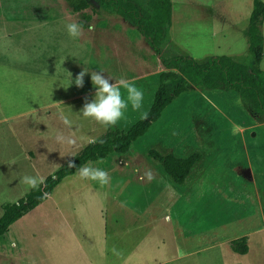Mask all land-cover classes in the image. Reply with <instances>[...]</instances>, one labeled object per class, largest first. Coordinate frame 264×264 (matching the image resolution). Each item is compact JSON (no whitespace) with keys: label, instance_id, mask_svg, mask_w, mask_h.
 Listing matches in <instances>:
<instances>
[{"label":"rangeland","instance_id":"1","mask_svg":"<svg viewBox=\"0 0 264 264\" xmlns=\"http://www.w3.org/2000/svg\"><path fill=\"white\" fill-rule=\"evenodd\" d=\"M171 1L163 57L188 55L201 63L227 55L254 63L245 38L252 0ZM74 20L65 0H0V113L9 118L0 117V216L3 205L31 189L21 182L24 175L44 180L90 140L107 130L126 131L152 104L158 73L150 83L134 82L144 93L142 107L129 104L115 126L82 116L85 101L95 98L91 72L112 78L118 70L130 79L160 61L115 15L102 12L94 31L84 29L79 39L67 34ZM118 31L124 43L114 57L123 60L108 67L101 45ZM261 32L264 38V20ZM83 70L89 74L78 88L74 81ZM234 125L241 130L233 133ZM61 132L73 143L57 142ZM150 150L181 158L199 153L201 160L175 184ZM92 165L109 173V183L77 174L65 179L0 237V264H264V117L236 92L193 88L181 94L128 152ZM243 236L249 250L242 256L228 243ZM104 251L124 257L105 258Z\"/></svg>","mask_w":264,"mask_h":264},{"label":"trees","instance_id":"2","mask_svg":"<svg viewBox=\"0 0 264 264\" xmlns=\"http://www.w3.org/2000/svg\"><path fill=\"white\" fill-rule=\"evenodd\" d=\"M67 12L83 23L84 29L99 19L102 12L118 16L133 27L159 57L163 71L158 76L152 104L141 118L126 131L107 130L102 136L88 143L72 157L77 167L88 162L106 159L110 154H125L132 144L142 137L162 115V112L181 94L193 89L236 92L242 103L255 115L264 117V71L260 69V52L264 45L261 25L264 20V1L252 0L245 32L247 52L254 63L247 65L227 55L211 56L197 62L188 55L161 56V46L167 39L172 21L171 0H65ZM148 156L158 161L164 172L175 184H183L193 166L201 160L199 153L186 158L161 155L154 150ZM66 162L47 176L38 188L30 189L14 203L5 204L0 216V237L11 225L42 204L65 179L76 174ZM47 194V195H45ZM230 250L237 255L248 253L247 237L229 241Z\"/></svg>","mask_w":264,"mask_h":264},{"label":"clouds","instance_id":"3","mask_svg":"<svg viewBox=\"0 0 264 264\" xmlns=\"http://www.w3.org/2000/svg\"><path fill=\"white\" fill-rule=\"evenodd\" d=\"M66 30L67 34L73 39H79L84 35L83 23L75 20L66 25ZM88 31H94V26L89 25ZM86 74L89 73L83 70L76 76L74 83L78 88L83 87L84 77ZM90 75L92 85L96 92L95 98L91 102L85 101L83 108L80 111L84 118H90L106 127L115 126L124 117L129 104L133 110L138 111L141 109L144 93L135 85L133 81L122 77L112 82V79L105 76L102 72L97 71L91 72ZM71 83L72 80L70 79L69 86ZM122 89L124 90L123 92ZM124 93H126V97ZM143 118H147L146 113ZM61 119L65 126L71 127V121L67 119V117L62 116ZM240 130L241 129L238 125L233 126V133ZM56 140L59 143H73V141L66 137L62 132L57 134ZM89 142L94 143L95 140L93 139ZM67 166L69 168H75L76 174L80 179L96 181L101 186L109 183V173L102 168L94 167L92 162H88L77 167L73 161L69 160ZM145 175L149 180L153 178L150 169L145 173ZM21 182L32 189H36L39 184H42L44 181L43 177L24 175Z\"/></svg>","mask_w":264,"mask_h":264},{"label":"crops","instance_id":"4","mask_svg":"<svg viewBox=\"0 0 264 264\" xmlns=\"http://www.w3.org/2000/svg\"><path fill=\"white\" fill-rule=\"evenodd\" d=\"M251 3H252V1H251ZM117 18H119L118 16H116ZM120 20H122L121 18H120ZM122 22L126 25V29H128L129 30V28L131 27L126 21H124V20H122ZM133 28V27H132ZM134 29V28H133ZM113 31H115V30H113ZM112 34H114V33H112ZM123 36L124 35H121L120 33H119V31L116 33V34H114L113 35V39H110L111 41H106V40H104L103 41V43H102V48H104V50H105V57H106V62H108V67H112L113 65H114V63L115 64H119V63H117V61L119 62L120 60H123V59H118V58H115L114 57V55H115V53H114V49L115 50H119V48H117V44L119 45L120 44V42H123L124 43V40H123ZM141 40L142 41H144L145 42V40L141 37ZM92 42V41H91ZM93 43V42H92ZM146 43V42H145ZM94 44V43H93ZM122 44V43H121ZM147 44V43H146ZM130 47H131V45H130ZM117 48V49H116ZM161 56H162V53H161ZM215 56V55H214ZM217 56V55H216ZM163 57V56H162ZM192 58H193V56H191ZM209 57H211V56H209ZM208 57V58H209ZM159 58V57H158ZM196 60V59H195ZM131 61V60H130ZM132 63H134V65L136 64V65H140L141 63L139 62V63H137L136 61H134V60H132L131 61ZM162 66H161V64H160V66L158 67H156L155 68V70L153 71V70H151V69H148V68H146V69H144V70H142V71H138V72H140L139 74L141 75V74H143V75H141V76H138V77H134V78H130V79H128V80H130V81H133V82H135V81H137V80H140V79H143V80H145L146 82L145 83H150V82H152V79H149V78H151V76L154 74V73H158L157 75H159V73L162 71ZM108 70H110V69H108ZM110 71H113V70H110ZM109 71V72H110ZM117 73V74H116ZM138 74V75H139ZM109 76V75H108ZM110 76H112V78H110V77H108V78H110V79H112L113 81L112 82H114V81H116V80H118V79H120V78H122V77H120V75H119V73H118V70L117 71H115L114 72V74H112V75H110ZM123 78H125V77H123ZM157 78H158V76H157ZM123 90V89H122ZM0 117H2V120L3 121H5V120H7V119H9V118H6L4 115H3V113L1 114L0 113ZM11 123V122H10ZM10 123L9 124H7V125H10ZM240 128V127H239ZM181 158V157H180ZM190 174V173H189ZM188 177V176H187ZM187 179V178H186ZM185 179V180H186ZM185 182V181H184ZM244 237V236H243ZM246 237V236H245ZM241 238V237H240ZM247 242H248V238H247ZM105 252V251H104ZM188 252H185V255L187 254ZM105 258H107V257H112V258H123L124 257V255L123 254H121V256H120V253L119 252H115V253H111V251H106L105 253H104V255H103ZM117 264H119V262H117Z\"/></svg>","mask_w":264,"mask_h":264}]
</instances>
